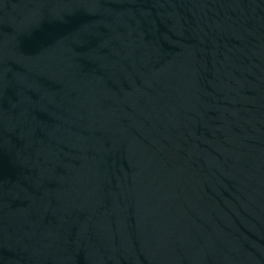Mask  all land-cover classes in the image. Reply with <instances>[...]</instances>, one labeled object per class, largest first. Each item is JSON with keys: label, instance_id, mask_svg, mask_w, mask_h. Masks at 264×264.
<instances>
[{"label": "water", "instance_id": "obj_1", "mask_svg": "<svg viewBox=\"0 0 264 264\" xmlns=\"http://www.w3.org/2000/svg\"><path fill=\"white\" fill-rule=\"evenodd\" d=\"M0 264H264V0H0Z\"/></svg>", "mask_w": 264, "mask_h": 264}]
</instances>
